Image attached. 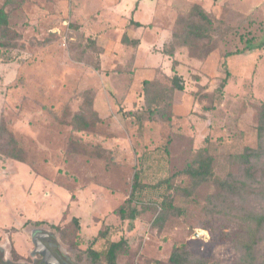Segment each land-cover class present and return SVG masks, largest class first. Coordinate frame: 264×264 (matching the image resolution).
<instances>
[{"label":"rangeland","instance_id":"374dc122","mask_svg":"<svg viewBox=\"0 0 264 264\" xmlns=\"http://www.w3.org/2000/svg\"><path fill=\"white\" fill-rule=\"evenodd\" d=\"M148 2L6 4L20 38L17 48H0V127L7 130H0V151L12 136L26 161L0 152V247L9 259L20 258L17 250L28 255L30 230L41 228L52 232L77 264H107L104 258L93 263L87 249L105 250L122 237L130 247L118 255L120 264L166 260L173 245H184L209 264H237L239 252L226 234L240 230L241 202L213 209L209 197L218 193L216 183L204 182L187 194L191 179L183 170L207 147L216 179L245 178L237 155L259 147L264 102V44L257 46L264 42V0ZM4 3L0 0V8ZM195 3L215 21L216 48L209 54L202 44L190 49L173 38L179 18ZM131 18L144 26L135 28ZM133 29L143 46L123 40L125 34L133 38ZM140 67L158 70L146 79L154 83L149 92L145 79L135 78ZM226 71L230 75L221 91ZM175 72L185 88L174 92L170 105L167 90ZM91 102L100 121L90 131H74V114H90ZM257 168L243 206L264 212V155ZM137 171L145 185L130 229L116 210L130 196ZM167 195L181 212L155 225ZM29 219L46 223L34 225Z\"/></svg>","mask_w":264,"mask_h":264},{"label":"trees","instance_id":"16d2710c","mask_svg":"<svg viewBox=\"0 0 264 264\" xmlns=\"http://www.w3.org/2000/svg\"><path fill=\"white\" fill-rule=\"evenodd\" d=\"M10 0H5L4 5L0 8V48H17L18 39L20 34L14 30L9 22V13L6 10V4ZM137 26H142L141 23L132 20ZM178 29L173 34L174 39L182 41V45L187 46L190 49L198 47L200 44L204 45L207 49L205 53H211L215 48L213 42V30L215 27V21L210 13L200 4H193L189 13L185 16H181L178 20ZM130 41L132 44L139 43L138 40H125ZM264 42L258 44V47H262ZM249 49L254 48V45L247 44ZM236 53H241L236 51ZM170 57L174 55L173 50L166 53ZM233 54L227 53L226 56ZM176 61L174 60V64ZM225 66V62H224ZM175 71V69L173 68ZM229 71H226V75L222 80L219 90L223 91L229 78ZM144 90L149 92L150 87L154 85L151 80L143 81ZM183 77L175 72L171 78V87L167 90V96L169 97V104L171 105L174 92L176 90H184ZM90 114L76 113L73 116L70 124L72 129L77 132H87L92 130L97 122L100 121L98 113L92 109V102L90 104ZM171 116H169L170 118ZM0 130L7 132L5 126L1 124ZM258 148L247 147L245 151L237 155L238 159L244 164L245 178L230 177L224 180H219L214 177L212 170L213 156L208 153L207 147L200 148L191 162L183 170L191 179V187L186 189L187 194H191L202 183L213 181L216 183L219 191L212 194L210 203L213 204V209H216L220 204L231 202L235 204L237 201L241 202V223L239 224L240 230L236 231L234 235L226 234L235 244L237 251L239 252V258L237 264H264V260H260L258 256V247L262 242L264 231V212H257L255 210L244 207L246 197L253 190V183L257 179V160H259L264 152H261L264 143V102L261 104L258 115ZM6 158L26 163L24 158V151L21 149L16 140L11 136L10 141L6 146H3L0 151ZM168 182V180H166ZM144 182L141 177V172L137 171L133 176L132 190L130 196L125 202L119 206L116 213L122 220L129 221V228H134V221L139 216L141 209L137 207V195L144 187ZM179 209L174 203L171 195H167L161 202V212L154 220V224L163 226L167 221L168 216L180 213ZM72 221L79 227V219L73 217ZM27 223L34 225H40L46 223L45 220H33L29 219ZM58 227V226H54ZM101 235V232L99 233ZM129 241L126 237H122L119 240H111L105 250H100L96 246H91L87 249L89 256L93 263H97L99 259L104 258L107 264H120L118 262V255L120 253H127L129 251ZM144 264H209L204 258L192 255L185 250L184 245H173L172 251L166 260L155 259L148 261Z\"/></svg>","mask_w":264,"mask_h":264},{"label":"flooded vegetation","instance_id":"af4514ba","mask_svg":"<svg viewBox=\"0 0 264 264\" xmlns=\"http://www.w3.org/2000/svg\"><path fill=\"white\" fill-rule=\"evenodd\" d=\"M30 231H31V242L33 244V247L29 250L28 255L20 254L17 252L18 255L20 256L19 259L16 260L13 258L9 259L6 253L4 252V250L0 247V264H51L45 261L46 255H47V259L56 258L62 264H77L62 252L52 232L41 228H33ZM44 236L48 237L46 238L47 240L45 239ZM47 244L51 248L49 249L46 248Z\"/></svg>","mask_w":264,"mask_h":264},{"label":"crops","instance_id":"0c3cea01","mask_svg":"<svg viewBox=\"0 0 264 264\" xmlns=\"http://www.w3.org/2000/svg\"><path fill=\"white\" fill-rule=\"evenodd\" d=\"M134 2V1H133ZM141 2H142V4L144 5V3L145 2H148V0H141ZM133 4V3H132ZM148 5H150L149 4V2H148ZM132 20H134V21H137V22H139V23H141L142 24V26H144V23L143 22H141L140 20H137V19H133V18H131V24H133L134 26H135V28H141L142 26H137L136 24H134L133 22H132ZM132 32H134V35H133V38H130L127 34H125V36H124V38H123V40L125 41L127 38H130V39H134V40H138L139 38H137L136 37V35H135V33H136V31L133 29V30H131ZM166 38H167V36H166ZM139 46H143V43L141 42V41H139ZM157 72H158V70H157V68H152V67H140V68H138L136 71H135V78L136 79H149V78H152V77H154L156 74H157ZM33 220H35V219H33ZM31 239V238H30ZM16 249H17V247H16ZM18 251V253H20V254H24V252H22V251H20V250H17Z\"/></svg>","mask_w":264,"mask_h":264},{"label":"water","instance_id":"95a60500","mask_svg":"<svg viewBox=\"0 0 264 264\" xmlns=\"http://www.w3.org/2000/svg\"><path fill=\"white\" fill-rule=\"evenodd\" d=\"M45 254V253H44ZM46 255V254H45ZM45 261L47 262V263H51V264H62L59 260H57L56 258H54V259H47V255L45 256Z\"/></svg>","mask_w":264,"mask_h":264},{"label":"bare ground","instance_id":"6f19581e","mask_svg":"<svg viewBox=\"0 0 264 264\" xmlns=\"http://www.w3.org/2000/svg\"><path fill=\"white\" fill-rule=\"evenodd\" d=\"M44 237H45V239L48 238L47 236H44ZM45 239H44V241H45ZM46 240H47V239H46ZM47 242H48V241H47ZM49 242H50V241H49ZM45 245H46V244H45ZM47 246H48V247H47ZM47 246H46V248H48V249L51 248L48 244H47ZM52 254H53V253H52ZM50 256H51V255H50ZM52 259H54V258H52Z\"/></svg>","mask_w":264,"mask_h":264}]
</instances>
